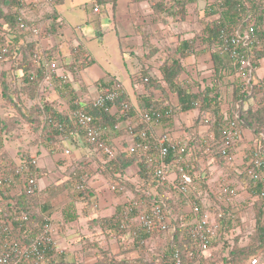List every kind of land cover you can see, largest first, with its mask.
<instances>
[{
  "label": "trees",
  "instance_id": "trees-1",
  "mask_svg": "<svg viewBox=\"0 0 264 264\" xmlns=\"http://www.w3.org/2000/svg\"><path fill=\"white\" fill-rule=\"evenodd\" d=\"M64 1L39 0L36 5H27L20 0H0V109L2 111L0 115V221L7 215L27 217V221L19 223L22 228L20 231L15 230L14 239L20 244L29 243L38 235L39 229H42L44 224L49 222L54 228L55 222L51 218L52 207L48 204V200L68 192L71 200L63 206L64 217L57 223L60 227L59 234L62 236L70 222L79 217L74 198L86 202L83 208L84 216L88 219L93 235L96 236L97 231L100 230V236H104L109 241L116 238L122 248L125 247L123 240L128 239V236L127 232L121 229L123 217L120 214L126 205L133 202L167 201L174 212L175 230H156L158 244L156 243L153 251L146 250L140 239L136 238L132 246L140 254L135 258H120L119 254L102 248L97 240L82 236L76 243H72V246L78 247L75 251L70 252L68 247L64 248L62 254L55 249L49 251L52 264H87L83 258L95 255L98 259L92 264H175L174 254L177 251L183 264H208V262L210 264H245L250 257L261 250L264 252V182L254 184L244 172L243 165L229 162V157L236 153V146L229 147L226 154L222 149L225 146L224 126L230 119L235 120L236 114H239L236 120L238 127L250 130L256 136L255 139L264 143V140L260 139V136L264 134V98H258L256 101L257 93L261 92L257 85L251 84L246 89H242L241 83L238 82V85L232 87L230 79L224 80L219 75L222 70L226 71L223 76H230L235 72V65L229 54L219 53V32L224 26L246 30L254 19L256 32L261 36L263 46L261 50L252 48L249 54L254 66H258L259 61L264 59V0H216L206 5L205 16L218 15V19L209 22L204 27V33L200 35L202 44L208 47L205 49L217 50L212 53L215 69L213 79L215 80L211 84L200 86L196 83L199 91L194 92L191 86L184 87V82H181L183 74L188 72L183 61L196 53V43L199 40L196 35L195 38L181 40L175 47L168 49L169 53L160 67L163 80L167 85H162L161 80L154 82L148 76L149 70H144L143 76L134 78L135 84L137 83L139 87L138 107L133 104L130 95H122L116 103L118 110L114 113L106 107H95L93 101L85 104L78 103L79 96L76 95L73 83L81 80L80 70L94 61L84 54L85 51L80 45L73 48V52L80 51L84 56L83 61L80 64L64 63L59 66V71L65 74L66 80L57 78L52 82H45L43 71L46 63L57 62L61 56L54 51L55 46L50 49L44 48L41 40L47 37L61 39L63 36L64 24L59 20L61 17L59 6ZM196 1L198 0H156L151 2L152 14L154 18H162L164 23H167V17L172 16L181 20L189 15L186 11L187 3ZM116 2L117 0H98L100 13L105 16L107 5L113 3L115 6ZM158 22L161 23L159 19ZM44 24L47 26L43 27ZM34 26L43 30L39 38H35L32 33ZM38 54L42 55L39 60L35 58ZM155 54V50H151L148 57L152 58ZM117 84L123 83L121 80L114 79L109 83H103L99 90L102 92L106 89L114 90ZM53 88L65 99L67 98L72 111L82 110L94 119L95 127L107 125L112 130L116 124L126 119L123 114V102L132 104L131 111L126 112L128 115H134L138 108L163 115L165 111H170L172 114L168 120L170 122L176 115L192 112L196 108L206 114L208 120L201 121V124L207 123L211 133L199 134L193 131L191 132L193 136L186 135L189 139V161L185 166V171L194 177L197 184V190L191 191L189 197L197 201L203 211L212 208L214 211L222 210L224 213L223 228L211 238V244L206 253L202 251L201 243L191 236L192 215L190 214V217L189 214L184 213L189 198L180 191L179 181L176 179L175 185L164 182L155 175L156 166L148 164L144 153L132 154L125 149H120L118 152L117 148H114L116 145H113L112 138L107 136L102 139V142L115 149L114 156L104 155L100 150H96V153H101L106 158L105 163L100 167L105 177L113 179L110 189L118 198H124L122 205L120 204L117 210L113 211L114 213H105L104 209L95 207L97 195L85 182L83 164L76 165L74 173L70 174L68 179L58 185L49 186L41 196L39 193L31 195L25 192L21 178L13 174L17 164L14 160L16 158H11L12 156L3 146V137L12 138L16 133L22 134L25 126H28L29 131L26 135H31L33 140H30L28 150H20L15 156L19 158V164L33 158L34 147L37 148V154H40L42 147L50 149L51 155L65 153L68 140H71L76 148L83 145L94 151L97 149V146L87 139L86 127L74 124V114L72 116L71 112L58 109L45 99L46 93ZM229 88L232 92H229ZM152 89L161 91L167 98L169 97L167 91L175 92L178 95V105L169 106L163 100H156V94L152 92ZM224 91L227 93L225 94ZM228 95L232 96V99H228ZM6 114H8L7 117H5ZM136 125V131L149 129L147 125L139 123ZM125 134V130L116 131L117 136ZM241 143L242 141L238 146ZM250 151V149L245 151V161L248 160ZM168 163L173 166L170 170L172 175L180 174L173 155L170 156ZM133 166L138 167L134 174L137 179L131 183L126 175L128 176V170ZM38 170L40 171V167ZM217 176L220 177L219 183H224L225 180L230 190L221 193L223 199H218V194L210 190V181ZM81 184L86 185L84 190L77 188ZM114 186L115 189L112 188ZM198 190L204 191L203 195L209 194L210 204L203 203V196ZM232 190L236 196L231 193ZM228 199L230 200L227 201ZM244 211L250 214V218L251 216L256 218V226L253 230L244 228ZM135 213L136 211L133 216ZM7 236L8 234L2 236V239ZM162 238L165 241H162ZM94 248L98 251L97 254H87L88 250ZM85 251L86 253H83ZM218 258L219 261H217Z\"/></svg>",
  "mask_w": 264,
  "mask_h": 264
},
{
  "label": "built area",
  "instance_id": "built-area-1",
  "mask_svg": "<svg viewBox=\"0 0 264 264\" xmlns=\"http://www.w3.org/2000/svg\"><path fill=\"white\" fill-rule=\"evenodd\" d=\"M20 1L23 4L36 5L39 0ZM93 12H100L99 5L96 4L94 6ZM32 31L35 38H39L43 30L34 26ZM219 43V53L221 55L228 53L235 65L234 75L241 78L245 86L257 85L261 90V97L264 98V77L259 79V81L256 80L257 68L253 65L249 54L252 48L255 47L261 50L263 46L262 38L256 32L255 20L253 19V23L246 30L227 26L222 27L219 32ZM35 58L39 60L42 55L38 54ZM59 70L57 62H48L43 71L45 82H52L57 78L65 81V74L60 73ZM223 74H226L225 70H223ZM116 86L117 88L114 90L106 89L103 92L100 90L93 100V105L100 108H109L111 113L117 112L116 103L120 96L126 95L127 92L123 84H117ZM167 105L172 106L169 103ZM131 109L132 104L123 102V114L126 119L124 124H116L114 130H125L124 138L127 140L125 151L132 154L144 153L148 164L156 166L155 175L158 178L172 185H175L176 179L179 181L180 191L189 198L193 225L191 236L201 243L202 251L206 253L209 250L211 238L223 228L224 213L222 210L205 209L203 211L200 204L189 197L191 191L197 190L194 177L185 171V166L189 161V139L185 135L183 137L175 136L169 128L160 131L161 127L164 128L167 122L169 123L168 120L172 116L170 111H165V115L157 112L150 113L145 110L142 112L136 111L134 115L126 114ZM237 118H239V114H236L235 120L230 119L224 126L223 143L225 146L222 149L225 154L229 147H238L239 142L244 139L242 129L238 127ZM136 123L147 125L149 129L136 131ZM74 124L86 127L87 139L90 143L97 146L95 151L100 150L104 155L114 156L115 149L102 142V139L112 132L111 127L107 125L95 127L93 125L94 119L82 110L75 111ZM260 139L264 140V134L260 136ZM250 150L247 161H245L246 156L244 155L239 161L237 151H235L236 153L229 157V162L243 165L244 172L253 180L254 184L264 182V143L253 139ZM65 154L69 158L71 151L67 149ZM172 155L174 163L180 172V174L175 176L170 173L173 166L168 163ZM38 168V159L33 157L30 161L19 164L14 169L13 174L21 178L27 194L34 195L40 191ZM217 184V190L211 188V191L214 194H218V199H223L221 193L230 191L228 184L226 182ZM85 187L86 185L81 184L77 188L84 190ZM112 188L115 189V186ZM231 193L233 195L236 194L234 190ZM125 207L121 213L123 217L121 229L127 232L128 240L132 245L135 244V240L138 238L141 244L147 247L148 244L151 245L156 239V230H175L173 226L174 212L165 200L159 202L144 200L141 203L133 202ZM135 211V216H133ZM22 221H27V217H9L7 215L5 219L0 221V264H52V256L49 251L51 252L54 249L56 251L57 234L55 229L48 222L44 224L42 229H39L38 235L31 242L20 244L14 239L13 234L15 230H21L22 226L19 223ZM243 221H246L244 216ZM6 234L8 236L2 239V236ZM174 258L175 264H183L178 251L175 252ZM245 264H264V252L260 251L250 257Z\"/></svg>",
  "mask_w": 264,
  "mask_h": 264
},
{
  "label": "crops",
  "instance_id": "crops-1",
  "mask_svg": "<svg viewBox=\"0 0 264 264\" xmlns=\"http://www.w3.org/2000/svg\"><path fill=\"white\" fill-rule=\"evenodd\" d=\"M67 1L68 0L64 1V5H66ZM96 1H98V0H81V2L79 4L76 3V6H75L76 9L73 10L71 13H70V11L68 12L65 9H61L60 10L61 11V17L59 20H61L64 24L63 36L61 37V39L58 37H55V38L54 37L53 38L47 37L46 39L42 40V46L44 48H48V49L53 48L55 46L54 51L61 56L60 60L57 61V62H59V64H64V63L65 64H74V63L80 64L83 61L84 56L78 50L76 52L75 51L73 52V48H75L76 46H79V45L81 46L83 51H85L84 54L89 56L90 60H94V61H92L91 65H89L86 68H82V70H80L81 80L79 82L73 83V88L76 90V95L79 96L78 103L85 104L89 101H93V97L89 96L90 93L87 90L88 88H90V87L94 88L96 86L97 91L99 93V91H100L99 89H101L100 87L103 83H109L114 79H119L117 76V73H115V75L108 73L104 69H102L100 66H98V64L95 63L96 60L91 55L90 50L86 47V40L90 39L91 41H93V39H94L95 41L96 40L98 41L100 39L99 43H103L104 37L106 36L108 30L114 29L116 36L119 39L120 45H122L123 44L122 42H127V41L124 40L122 37H119L120 35H122L121 31L125 30L126 28H128L130 30V28H131L133 32L129 36L132 38L127 43V46L130 49V57L133 60L132 61L133 64L140 62V61L142 63H141V67H137V69L135 68L134 72H131L132 73L131 74L132 90H128L127 88H125V89H126L127 94L131 96L133 104L136 105V107H138L137 106L138 105L137 93H139V87H138L137 83L135 84L134 78L135 77H141L144 75V68H142L143 64L146 63L145 67L147 69H149L150 60H148V56L144 55V53H145L144 51L146 50V47H144V46H145V44H151V43H150V40L147 39L146 37L141 38L139 35V33H140L139 31H138V33H135L136 31L134 30V27L137 28V26H135V20H137L136 18L138 16H137V14L136 15L133 14L131 16V14L140 12V10H141L142 11L140 13L141 15H147V16H144L143 19L146 21V24H148L147 28H149L150 26H154L152 24L154 22L153 21L150 22L148 19L149 17H150V19H152V16H151L152 9H151V7H149L147 2H146V4L144 3V4L140 5L137 2H135L134 0H117L115 6L113 5V3H110L107 5V7H106L107 13L105 14V16H103L100 12L99 13L93 12V8L95 6L94 4ZM69 10H71V9H69ZM65 13L67 14L68 18L65 16ZM213 21H214V18H213ZM143 23H144V21H143ZM158 23H160V22H158ZM163 23H160V24H163ZM44 25H46V24H44ZM87 25H89L90 28H88L87 32H86ZM165 25H168V23H164V26ZM46 26H44V27H46ZM158 26H160V25H158ZM165 27H168V29L171 30V33L173 31L171 28H174L175 30L177 29V28H175L174 25H168ZM171 33L169 32V34L167 36H163V38L167 39ZM120 39H122L123 41H121ZM186 39H188V38H186ZM61 40H62V42H61ZM162 41L164 42V40H162ZM167 41H169V39H167ZM142 45H143V47L140 48V46H142ZM140 53H142V54H140ZM141 55H142V57H141ZM195 56L196 55L191 56L189 58L194 59ZM199 56L200 55H198L197 59L199 58ZM187 60H188V58H187ZM195 60L196 59H194V61ZM184 61H183V63L185 65ZM211 62H212V59H211ZM158 65L159 64L156 63V66H158ZM77 66H79V65H77ZM184 74H188V73L186 72ZM150 75L154 79L156 77L155 75H157L159 78V80H157V81L161 80L162 85H167L166 82H164L163 76H162L159 69L154 70L153 72H148V76H150ZM219 75L221 77H223L224 80H227V79H230L233 77V76H223L222 72ZM209 77L215 78L214 65H212V69L210 70V75L207 77H204V78H209ZM263 77H264V59H261L259 61V65L257 66V77H256V79L258 80V79H261ZM213 80H215V79H213ZM207 82H210V80H207ZM185 83L186 82H184L183 84H185ZM191 83L193 84V82H191ZM202 83H203V81H202ZM209 84H211V83H209ZM123 85H124V83H123ZM206 85H208V83ZM194 86H195V83L193 85H191L192 90L194 92H198L199 86L198 85H197V87H194ZM83 88L84 89L86 88V90H83ZM241 88L246 89L245 87H243V84H242ZM152 92L156 94V97H155L156 100H163L166 104L169 103L172 106L178 105V102H179L178 101V95L175 92H171V91L168 92L167 91V94H169L168 98L159 90L152 89ZM224 92H225V94L227 93L226 91H224ZM85 94H87V95H85ZM86 96H87V98L84 99ZM227 98L232 99V96L229 97V95H228ZM45 99L48 100L53 105H55L58 109L65 110L68 113L71 112L72 116L75 113V111L71 110V106L69 105L67 98L65 99L61 95V93L59 94L55 90V88H53L52 90H50L46 93ZM245 105H246V103H245ZM140 110L141 109L138 108V111H140ZM188 113H190V112H188ZM173 120L171 122L169 121V123L167 122V124L164 126V128L161 127L160 131L166 130L170 127L169 129L175 134V136L183 137L185 134H182V132L177 131L176 128H174V129L171 128V126L175 127V125H176V122L174 123ZM122 123L124 124V121ZM171 123H173V124H171ZM111 131L112 132H110L107 135V138H112L114 143H117L118 139L124 138V136H117L116 131H114V130H111ZM203 131H204V129H200L199 134ZM117 132H119V131H117ZM194 132L197 133V130L194 129ZM242 132H243L244 139H243L242 143L236 148L239 161H241L245 151L249 150L250 147L252 146L253 139L256 140L255 139L256 136L250 130H246V129L243 130L242 129ZM25 137H28V135L25 134ZM66 147L67 148L69 147L68 149L71 151V154L73 152H75V154L78 152L79 155H77V156H79V157L81 156V158H76L74 155V158L72 160H74L75 163H73V161L71 162V158H70V162H69V160H66L69 158L66 157L65 153H54L53 152L54 154L51 155V150L46 148L45 150H47L48 154L55 159L57 164H59L60 162H64V161H66V162H64V164L59 167L60 172L63 175L59 179H57L56 181H51L48 170L40 167L41 175L39 177V183H40V191L38 192L39 196H41L43 194V192L45 191V189L48 188L49 186L58 185V184L62 183L64 180L68 179L70 174L74 173V169L76 168V165L78 166L80 164H83L84 165V172H85L84 179L86 180L85 182L88 185V187L92 188L94 193L97 195V201L94 204L95 207H99V208L104 209L105 213H109V212L114 213L113 211L117 210L116 208H118L120 206V204L124 201V198H118L116 196V194H114V192L110 189V185L113 182V179L111 177L107 178L103 175L102 168L100 167V165H98L99 169H97L96 165L92 164V162L94 160H97L98 158H101V157H98V155L94 156L93 152H95V151L90 153V152H88V147H84L83 145L80 148H76V145H74L71 140L70 141L68 140V144L66 145ZM44 148L45 147H42L41 149H44ZM67 148H66V150H67ZM120 149H123V148L120 147ZM35 153L36 152H34V154ZM59 157H61V159L64 161H62ZM65 157H66V159H65ZM70 157H72V156H70ZM85 160L87 161V164H85L86 163ZM99 160H102V159H99ZM38 162H39V157H38ZM88 163H91V164H88ZM136 168H138V167L133 166V167L129 168L128 176L126 175V178L129 179L131 181V183H134L136 181V180L134 181V179L135 178L137 179V177L131 178L130 171H134V174H135ZM92 173H95L96 175H93ZM104 180L108 181L109 185H106L103 182ZM211 181H210V183H211ZM104 190L105 191L108 190L107 192L110 193L109 196H106L103 194ZM64 195H67L70 197V195H68V192H64V193L60 194L59 196L48 200V204L52 207L51 208V211H52V217L51 218L55 222L54 223V229H55V232L57 234L56 251L59 254H62L64 248H66V247L69 248L70 252L77 250L78 247L72 246V243H76V241L78 239L82 238V236H84V237L88 236V237H90L91 240H97L100 243V246L102 248H104L106 250L109 249L113 253L119 254L120 258L121 257L135 258V257L139 256V254H140L139 251L134 250L133 249L134 247L131 249H126L125 247L122 248L120 245L121 243H119L116 238H115V240L109 241L104 236H100V232H101L100 230L97 231L96 236L93 235V232H91V230L89 228L88 219L86 216H84L85 213H84L83 208L86 205V202L81 201L80 199L78 200V198H74V199L77 203V207H78L77 214L79 215V217L77 219H75L73 222L72 221L70 222V224L67 227V230L63 232V236L60 235L59 234L60 227H59V224H57V223L60 222L59 220H61V218L64 217V212L62 209L63 206L67 202H69V200H71V197H70V199L67 200L65 203H63L64 205H62V206L57 204L56 201L58 200V198H60ZM104 200L105 201L109 200L110 202L108 201V203L103 204ZM83 222L86 223L87 232L82 231L83 233H81L78 227H80L81 223H83ZM104 241L107 243L108 246H103ZM114 244L120 245L119 248H121V249L118 250V252H116V251H114V249H112ZM79 248H81V247H79ZM145 248L147 249V247H145ZM83 253H86V251ZM83 253H82V256L85 257ZM89 253L97 254L98 251L96 250V248H94L93 250H88L87 254H89ZM134 253L136 256L133 255ZM97 259H98L97 255H95L94 257H87L86 256L85 258H83V261L87 264H92V263L96 262Z\"/></svg>",
  "mask_w": 264,
  "mask_h": 264
},
{
  "label": "rangeland",
  "instance_id": "rangeland-1",
  "mask_svg": "<svg viewBox=\"0 0 264 264\" xmlns=\"http://www.w3.org/2000/svg\"><path fill=\"white\" fill-rule=\"evenodd\" d=\"M153 1L155 2L156 0H140L137 3L142 5L144 3L146 4V2H147L149 7H151V5H152L151 2H153ZM212 1L214 2L216 0H198L195 3L194 2L187 3L186 11H188L189 15L186 18H183L181 20H180V18H176L173 16L170 18L167 17L166 19L168 20L167 21L168 25H174L175 28H177L176 30L174 28H171L173 30L172 33H171V30L168 29V27H165L168 25L164 26L162 18H159V17L156 18L155 17L156 18L155 19L153 14H152L151 15L152 19H150V17L148 19L150 22L151 21L154 22V23H152L154 26H150L149 28H147L148 24H146V21L143 19V17L147 16V15H141L140 14L142 12L141 10H140V12L132 13L131 16L133 14H135V15L137 14V16H138L137 18L135 17L137 19V20H135V26H137V28L134 27V30L136 31L135 33H138V31H139L140 37L141 38L146 37L147 39L150 40V43H151V44H145L144 47H146V50L144 51L145 52L144 55L148 56L147 54H149L151 50H155V52H156V54L154 56L155 58L154 57H152V58L148 57V60H150L149 69H147L145 67L146 63L142 65V68H144L145 71L149 70V72H153L154 70L160 69V67L163 63V60L166 59L167 53H169V51H168L169 48L175 47L181 40H184L186 38L193 39L197 35V38L199 37V40L196 43V48H195L196 49V53H195L196 56L194 57V59H196V60L194 61L193 58H188V60L186 59L184 61L185 67L188 70L187 73L189 75L183 74L181 82H186L184 84V87L188 86V85L189 86L193 85L191 82L195 83L194 87H197L196 83H198L200 86L206 85L207 83L208 84L211 83L213 81V77H209V78H204V77H207L210 75V70L212 69V65H213V63L211 62V59H212L211 56H212L213 50L205 49L208 47H207V45L202 44V41L200 39L201 38L200 35H202L204 33V27L209 22H212L213 18L215 21L218 19V15H215L213 17L212 16L211 17L205 16V10L204 9L206 8V5ZM80 2H81V0H76V1L75 0H68L66 2V5H64V3H63L62 5L59 6V9L60 10L65 9L68 12L70 11V13H71L73 10L76 9V7H75L76 3L79 4ZM96 4L98 5V1H96L94 5H96ZM69 9H71V10H69ZM197 12H199V13H197ZM66 13H65V16L68 18ZM158 19L163 24L158 23ZM143 21H144V23H143ZM235 21L238 22L236 19H235ZM231 24H233V23H231ZM158 25H160V26H158ZM44 26H46V25H44ZM88 28H90L89 25H87L86 32H87ZM132 32L133 31L131 28H130V30L128 28H126L125 30L121 31L122 35H120L119 37H122L124 40L127 41V42H122L123 43L122 45H120L119 39L117 38L114 29L108 30L106 36L104 37L103 43H99L100 39L98 41L97 40L95 41L94 39H93V41H91L90 39L86 40V47L90 50L91 55L96 60L95 63L98 64V66H100L102 69H104L108 73H111L113 75H115V73H117V76L119 78L118 80H121L124 83V87L127 88L128 90H132V86H131L132 85L131 84V81H132L131 80V74L132 73L131 72H134L135 68L137 69V67H141V63H142L140 61V62L133 64L132 63L133 60L130 57V49L127 46V43L132 38L129 36V35H131ZM169 32L171 34L167 38V39H169V41H167V39H164L163 36H167L169 34ZM120 40L123 41L122 39H120ZM162 40H164V42ZM142 47H143V45L140 46V48H142ZM140 54H142V53H140ZM198 55H200V56L197 59ZM141 57H142V55H141ZM156 63H158L159 65L156 66ZM155 76H156L155 79L153 77H151V75H150V78H152V80L154 82H157L156 80H159V78L157 75H155ZM207 80H210V82H207ZM202 81L204 84L202 83ZM229 81L231 82L230 85L232 87L238 85V82H240L241 85L243 84V87L247 88V86H245V84H244V81L242 79H240L239 77L235 76L234 74H233V77L230 78ZM83 90H86V88L85 89L83 88ZM87 90L90 93L89 96L93 97V100H94L96 98V96L98 95L97 87L96 86L94 88L90 87ZM229 92H232L231 88H229ZM257 94L258 95H257L256 101L258 98L261 99V94L259 92ZM85 95H87V94H85ZM86 98H87V96L84 99H86ZM195 107H199V106H195ZM227 107L228 106H226V108ZM245 107L247 108V105H245ZM140 109H142V108H140ZM3 111L5 113H8L6 110H3ZM140 111L142 112L144 110H140ZM1 112L2 111L0 109V115H1ZM7 116H8V114L5 115V117H7ZM173 119H174V123L176 122L177 126L176 125H175V127L171 126V128L172 129L176 128L177 131L182 132V134H185V136L186 135L193 136V133H191V132H193L194 129L197 130V133L200 132V129H204V131L202 133H206V134L211 133L209 130V125L207 123L201 124L202 123L201 121H203V120H205L207 122L208 117H206V114L204 112L202 113L199 110V108L194 109L190 113L182 112L179 115H176ZM171 124H173V123H171ZM25 127L26 128L24 129V132H22V134L15 132L16 135H14V137H12V138H5V137L2 138L3 139L2 144H3V146H5L7 152H9V154L12 156L11 158H16V159H14L17 163L15 167H17V165L20 162V160H18L19 158L15 157V156L17 155L18 152H20V150H22V151L28 150V148L30 146V140H33V139H31V135H28V137H25V134L29 131L28 126L26 125ZM113 145L114 146L116 145L114 148H117V151L120 152V147L125 149V147L127 146V140L125 138L118 139L117 143H114ZM45 149L46 148L42 149L40 154H37V148L34 147L32 149L33 157H36V158L39 157V163H40L39 166L41 168H45L46 170H48L51 181H56L57 179H59L63 175L60 172L59 167L62 166L64 164V162H66V161L62 160L61 157H59L64 162H60L59 164H57L55 159L53 157H51L48 154V151ZM93 151L94 150H92V148H90V147L88 148V152L92 153ZM34 152H36V153L34 154ZM93 154H94V156L98 155V157H101V158H98L97 160H94L92 162V164H95L96 168L99 169L98 165H103L105 163L104 159H106V158H104L101 153L100 154L98 152L96 153V151L93 152ZM74 155L76 158H81V156L80 157L77 156V155H79L78 152L76 154H75V152H73L71 154L72 157H69V159H66V157H67L66 156L65 159L69 160V162H70V158H71V162L73 161V163H75V161L72 160L74 158ZM99 159H103V161H100ZM85 162H86L85 164H87L86 160H85ZM88 164H91V163H88ZM92 174L96 175L95 173H92ZM130 176H131V178L135 177L134 171H130ZM135 180H136V178L134 179V181ZM211 180L212 181H211L210 190H211V188L217 190L218 186L216 183L220 182V177L217 176L215 178H212ZM103 182L106 185H109L108 181L104 180ZM224 182H225V180H224ZM107 191L104 190L103 194L106 196H109L110 193ZM203 192L204 191H199V194L201 196H203V198H202L203 203L207 202V204H210L209 194L205 193L203 195ZM69 199H70L69 196L64 195V196L58 198L56 203L62 206V205H64L63 203H65ZM108 201L109 200H106V201L104 200L103 204L108 203ZM210 209L214 210L212 208H210ZM184 213L187 215L191 214L189 202H188V204L185 205ZM243 214H244L243 216L246 218L244 228L245 229L251 228L253 230L254 227L256 226V218H253L252 216L250 218V216H249L250 214H248L247 211H244ZM190 217H191V215H190ZM191 220H192V217H191ZM78 228H79L81 233H83L82 231L87 232V226H86L85 222L81 223L80 227H78ZM156 239L152 242L151 245L148 244L146 250H150V251L154 250V248L156 247L155 246L156 243L158 244V240H156ZM161 240L165 241L164 238H162ZM123 244L125 245L126 249L133 248L132 244L129 242L128 239L124 240ZM103 246H108L105 241L103 242ZM119 247H120L119 244H117V245L114 244L113 248L112 247L111 248L114 249V251L118 252V250L121 249ZM133 255H135V253ZM217 261H219V258L217 259ZM208 264H210V263L208 262Z\"/></svg>",
  "mask_w": 264,
  "mask_h": 264
},
{
  "label": "clouds",
  "instance_id": "clouds-1",
  "mask_svg": "<svg viewBox=\"0 0 264 264\" xmlns=\"http://www.w3.org/2000/svg\"><path fill=\"white\" fill-rule=\"evenodd\" d=\"M228 27V26H227ZM46 39V38H45ZM39 40V39H38ZM41 44H42V40H41ZM219 50V49H218ZM213 51L214 52H216L215 51V49H213ZM165 60V59H164ZM164 60H163V62H164ZM58 63V65L60 66V64H59V62H57ZM47 64V63H46ZM254 65V64H253ZM256 68H257V66H255ZM60 68V67H59ZM160 70V69H159ZM222 72H223V70H222ZM234 74V73H233ZM233 74L232 75H230V76H233ZM256 77H257V73H256ZM149 78H150V76H149ZM241 79V78H240ZM257 80V79H256ZM54 81V80H53ZM257 81H259V79L257 80ZM38 159V158H37ZM38 164H39V162H38ZM40 167V166H39ZM38 172H39V175H38V177L40 176V171L38 170ZM263 252V251H262Z\"/></svg>",
  "mask_w": 264,
  "mask_h": 264
}]
</instances>
